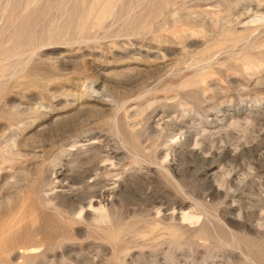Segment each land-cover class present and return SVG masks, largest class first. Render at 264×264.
Masks as SVG:
<instances>
[{"label": "rangeland", "instance_id": "1", "mask_svg": "<svg viewBox=\"0 0 264 264\" xmlns=\"http://www.w3.org/2000/svg\"><path fill=\"white\" fill-rule=\"evenodd\" d=\"M0 264H264V0H0Z\"/></svg>", "mask_w": 264, "mask_h": 264}, {"label": "bare ground", "instance_id": "2", "mask_svg": "<svg viewBox=\"0 0 264 264\" xmlns=\"http://www.w3.org/2000/svg\"><path fill=\"white\" fill-rule=\"evenodd\" d=\"M257 202H258V200H257ZM101 206V205H100ZM258 207V206H257ZM83 210H85V209H83ZM81 211H82V209H81ZM262 215V214H261ZM262 218V217H261ZM259 219V218H258ZM263 223V222H262ZM252 227V226H251ZM231 256V255H230Z\"/></svg>", "mask_w": 264, "mask_h": 264}]
</instances>
